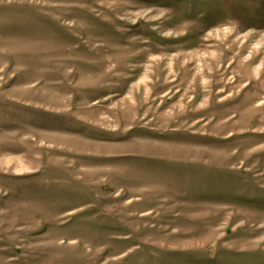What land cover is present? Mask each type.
Instances as JSON below:
<instances>
[{
	"label": "rangeland",
	"instance_id": "obj_1",
	"mask_svg": "<svg viewBox=\"0 0 264 264\" xmlns=\"http://www.w3.org/2000/svg\"><path fill=\"white\" fill-rule=\"evenodd\" d=\"M0 264H264V0H0Z\"/></svg>",
	"mask_w": 264,
	"mask_h": 264
}]
</instances>
